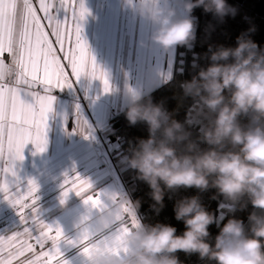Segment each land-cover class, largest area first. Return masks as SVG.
Wrapping results in <instances>:
<instances>
[{
    "label": "clouds",
    "instance_id": "clouds-1",
    "mask_svg": "<svg viewBox=\"0 0 264 264\" xmlns=\"http://www.w3.org/2000/svg\"><path fill=\"white\" fill-rule=\"evenodd\" d=\"M133 11L155 25L151 39L164 49L195 40L196 7L218 16L234 14L227 0H182L188 15L180 16L172 0H129ZM247 32L235 46H209L206 66L181 82L205 121L195 139L163 102L135 89L127 91L126 117L144 122L147 138L130 146L128 165L146 182L150 195L163 203L166 191L195 188L197 194L174 203L183 231L170 223L136 221L122 230L124 244L109 246L101 238L118 224L119 205L103 206L91 230L84 253L89 264H184L178 253L198 254L215 264H264V46ZM203 145V146H202ZM214 189L211 199L231 211H245L247 221L235 215L221 222L202 202L201 193ZM219 228L212 237L210 226Z\"/></svg>",
    "mask_w": 264,
    "mask_h": 264
},
{
    "label": "crops",
    "instance_id": "crops-1",
    "mask_svg": "<svg viewBox=\"0 0 264 264\" xmlns=\"http://www.w3.org/2000/svg\"><path fill=\"white\" fill-rule=\"evenodd\" d=\"M83 2L88 12L81 21L82 35L95 57L96 64L105 72L109 89L105 91L101 79L87 74H82L78 79L71 77L70 85L74 88V82L84 100L83 106L75 88L74 92L71 91L76 103H80V109L69 98L70 86L52 88L50 94L55 99L52 111L48 113L47 146L44 151L38 152L35 146L28 142L23 149L24 159L16 161L15 164L17 176L22 184H27L29 179H33L38 185L36 214L39 219L51 225L53 230L59 227L63 232L64 239H61L58 246L68 264H89L82 251L83 245L69 241L78 240L85 229L91 230L94 227L96 216L102 207L113 206V196L117 202L122 198L109 167L108 160L112 161L111 155L100 154L96 146L90 143L92 137L90 130L95 133V142L97 141L99 148L96 133L104 136L109 118L128 104L127 91L135 89L146 94L167 81L171 76L176 52V46L164 49L151 39L155 25L137 15L129 0H83ZM172 3L178 15H188L183 8L182 0H172ZM57 16L66 20L67 27L71 30V9L64 17L65 10L61 8ZM74 40V35L70 41L66 40L65 50L74 46ZM60 55L63 56V53ZM4 59L10 62L11 58L5 54ZM63 63L67 64V61L64 60ZM67 72L71 73L70 67L67 68ZM6 80L9 87L15 86L12 78ZM43 87L36 85L30 91L47 95ZM82 108L89 115L96 130L91 128L81 111ZM109 145L112 150L114 144L111 140ZM113 165L119 174L115 162ZM77 174L91 184L88 195L99 194L101 206L93 207L91 202L85 203L84 197L78 196L74 191L67 197L63 196L65 179L69 177L71 180ZM130 225L129 220L125 226ZM24 226L17 208L0 193V236L6 241L11 238L10 243L15 246L6 245L3 252H0V259L10 261V264H28L42 251H49L51 242L46 243L41 249L35 245L34 239L17 236L16 233L23 232ZM28 226L34 227L31 221ZM51 234L55 235L54 232ZM25 240L34 245L35 255L27 251H24L23 255L16 254L19 245ZM84 246L90 245L85 242ZM10 252L13 255L10 256ZM57 259L58 257L40 256L37 264H57Z\"/></svg>",
    "mask_w": 264,
    "mask_h": 264
},
{
    "label": "snow or ice",
    "instance_id": "snow-or-ice-1",
    "mask_svg": "<svg viewBox=\"0 0 264 264\" xmlns=\"http://www.w3.org/2000/svg\"><path fill=\"white\" fill-rule=\"evenodd\" d=\"M61 8L65 10L64 17L71 9V30L67 27V21L57 16ZM87 12L83 0H0V193L17 208L20 220L25 225L22 233H16L17 236L34 239L35 245L41 249L51 242L48 252L42 251L28 264H37L40 256L58 257L57 264H68V261L63 258L58 246L61 239H64L63 232L59 227L53 230L51 225L37 216L38 185L33 179L22 184L17 176L16 161L24 159L23 149L28 142L38 152L44 151L47 146L48 113L52 111L55 99L50 94L52 88L70 86L71 77L78 79L82 74H87L101 79L105 91L109 89L106 74L96 64L82 35L81 21ZM73 35L74 46L65 50L66 40L70 41ZM5 54L10 56V62L5 61ZM64 60L67 64L63 63ZM69 67L70 74L67 72ZM7 78H13L14 87L4 83ZM36 85H43L47 95L30 91ZM64 183V197L74 191L84 197L85 203L91 202L93 207L102 205L99 194H87L91 188L87 179H81L77 174L71 180L67 177ZM112 199L113 206H117L119 202L115 196ZM119 207L122 214L118 216V224L111 232L101 236L109 246L123 245L122 230H126L125 225L129 220L131 224L136 221L130 203L124 201ZM29 221L34 227L28 226ZM53 232L55 235L51 234ZM10 240L6 241L0 236V252H3L6 245L15 247ZM88 240L84 232L78 240L69 243L83 245V253H88L90 246H84ZM33 250L34 245L25 240L19 245L16 254L23 255L27 251L35 255ZM0 264H10V261L0 259Z\"/></svg>",
    "mask_w": 264,
    "mask_h": 264
},
{
    "label": "trees",
    "instance_id": "trees-1",
    "mask_svg": "<svg viewBox=\"0 0 264 264\" xmlns=\"http://www.w3.org/2000/svg\"><path fill=\"white\" fill-rule=\"evenodd\" d=\"M227 3L235 9V13L223 17L213 12H206L202 6L193 9L191 15L195 17V40L188 45H176L170 78L146 93L151 96L153 102H163L168 113L185 124V127L192 133L193 139L198 135L201 125L189 120L191 108L196 102L191 97H184L180 87L181 82L190 80L199 71V67L209 63L205 54L208 53L210 45L235 46L236 37L241 32L253 29L249 33L252 39L264 46V0H227ZM126 111L127 105L109 118L108 129L104 136L114 144V149L110 154L119 170L130 200L141 222L170 223L177 227L178 232L183 231V222L175 219L174 203L180 197L197 194L198 190L181 188L175 192L166 191L162 204L152 198L149 185L139 179L137 170L127 163V158L131 154L130 146L136 143L137 138L148 137V126L144 122L130 124ZM214 191L211 189L201 193L202 202L209 210L216 213L221 222H226L231 215L247 221L248 212L252 210L251 205L245 211L233 212L226 203H222V197L219 200L211 199ZM218 231L216 224L210 226L213 238ZM178 255L184 264H215L214 261L200 259L195 253L186 255L180 252Z\"/></svg>",
    "mask_w": 264,
    "mask_h": 264
},
{
    "label": "bare ground",
    "instance_id": "bare-ground-1",
    "mask_svg": "<svg viewBox=\"0 0 264 264\" xmlns=\"http://www.w3.org/2000/svg\"><path fill=\"white\" fill-rule=\"evenodd\" d=\"M70 86H71V85H70ZM69 88H70V87H69ZM82 112H83L84 116L86 117L88 123L91 125V128H92L93 130H96L95 127H94L93 124H92V121H91L89 115L87 114V112L85 111L84 108H82ZM96 135H97V140L100 142V143H99V149H100V151H102L103 154H105V155L107 154V155H108V150H107V148H106L104 142L102 141V139H101V137L98 135V133H96ZM108 162H109V167H110V169H111V171H112V175L114 176L115 181H116V184H117V186H118L119 192H120V194L122 195V198H124L125 201H127L128 203L131 204V206L133 207V210L135 211V214H136L137 218L140 220V218H139V216H138V214H137V212H136V210H135V208H134V206H133V204H132V202H131V200H130V197H129V195L127 194L126 189H125V187H124V185H123V183H122V181H121V179H120V176H119V174H118V171L116 170V168H115V166L113 165V163H112L111 160H108Z\"/></svg>",
    "mask_w": 264,
    "mask_h": 264
},
{
    "label": "rangeland",
    "instance_id": "rangeland-1",
    "mask_svg": "<svg viewBox=\"0 0 264 264\" xmlns=\"http://www.w3.org/2000/svg\"><path fill=\"white\" fill-rule=\"evenodd\" d=\"M72 82H73V80H72ZM73 86H74V88H75V91H76V93H78V90L76 89V87H75V85H74V82H73ZM70 88H71V90H70V95L72 96V92H74V88L72 87V86H70ZM72 91V92H71ZM80 94V93H79ZM70 95H69V98L71 99V97H70ZM81 96V95H80ZM72 98H73V96H72ZM72 100V99H71ZM73 101V100H72ZM81 101H83V106H84V100H83V98H81ZM74 104H76L77 105V107L78 108H80V106H79V104H77L76 103V100L74 99ZM81 109V108H80ZM198 109H199V105L197 104V103H195L193 106H192V108H191V111H190V114H189V120L190 121H196V122H198V123H200V125L202 126V124L205 122L204 120H203V117H202V115L200 114V112L198 111ZM82 111V110H81ZM92 131L90 130V133H91ZM102 139V138H101ZM102 141L104 142V144H105V146H106V148H107V150H108V147L110 146L109 145V142L107 141H105V140H103L102 139ZM90 143L93 145V146H96V149H97V151H99V153L100 154H103V152L102 151H100V149L98 148V144H97V141L95 142H93V138L91 137L90 138ZM100 143V142H99ZM112 149H114V148H112ZM108 153H110L109 152V150H108ZM111 155V154H110ZM111 157V156H110ZM112 158V157H111ZM112 161H113V159H112ZM114 163V162H113ZM117 163H118V160H117ZM141 221V220H140Z\"/></svg>",
    "mask_w": 264,
    "mask_h": 264
},
{
    "label": "built area",
    "instance_id": "built-area-1",
    "mask_svg": "<svg viewBox=\"0 0 264 264\" xmlns=\"http://www.w3.org/2000/svg\"><path fill=\"white\" fill-rule=\"evenodd\" d=\"M13 79V78H12ZM4 83H6L7 84V80H5L4 81ZM78 96H79V98H80V100L79 101H81V96L79 95V93H76ZM70 97H71V99L74 101V98H72V96L70 95ZM81 104H83V101H81ZM76 105V104H75ZM92 134V138H93V142L95 141V133L94 132H91ZM98 133V132H97ZM98 135L103 139V140H105L106 142L108 141H110V139L108 138V137H105V136H101L99 133H98ZM108 150H109V152L111 151V147L109 146L108 147ZM109 155H110V153H109Z\"/></svg>",
    "mask_w": 264,
    "mask_h": 264
}]
</instances>
